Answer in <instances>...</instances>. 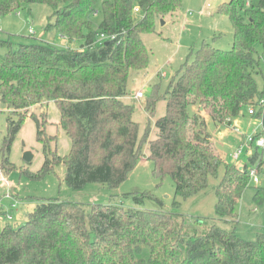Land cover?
Listing matches in <instances>:
<instances>
[{
    "label": "trees",
    "instance_id": "trees-1",
    "mask_svg": "<svg viewBox=\"0 0 264 264\" xmlns=\"http://www.w3.org/2000/svg\"><path fill=\"white\" fill-rule=\"evenodd\" d=\"M247 1L230 0L220 6L233 27L230 50L204 41L190 51L164 94L160 83L152 86L146 111L153 116L160 100L166 102V111L155 122L156 139L149 141V126L139 141L134 107L123 99L129 74L149 65L142 35L154 33L159 18L177 13L183 0H0V18L24 3L51 6L54 13L45 32H56L69 44L81 42L79 49L47 42L15 48L13 42L0 40V49L8 47L0 53V101L11 110L0 145L5 176L16 169L10 162L13 142L26 120L33 119L45 161L37 173L21 171L30 180H41L64 166V183L70 189L80 191L93 183L118 189L145 157L153 163L156 178H172L174 207L181 206L177 199L202 192L223 160L201 112L191 113L190 108L198 105L215 124L230 125L229 119L264 97L256 83L264 62V0L256 5L251 1L250 7ZM99 11L102 21L95 29L92 18ZM44 102L54 103L60 112L57 125L71 141L65 156L57 147L52 149L58 136L47 134L48 114H42V121L29 115L32 107ZM253 117L262 119L264 135V106ZM147 141L148 155L141 145ZM259 156L256 152L250 162L256 163ZM249 181L248 167L241 171L226 165L215 189L219 218L236 220L235 207ZM123 196L136 205L145 199L162 202L150 192ZM15 198L11 204L19 201ZM254 201L264 202L263 188L256 189ZM11 204L0 202V215L13 218ZM175 214L112 203L92 204L87 212L69 200L41 199L23 224L0 223V264H264V234L245 241L213 225L204 235L189 236L176 225ZM146 248L148 259L141 257Z\"/></svg>",
    "mask_w": 264,
    "mask_h": 264
},
{
    "label": "rangeland",
    "instance_id": "rangeland-1",
    "mask_svg": "<svg viewBox=\"0 0 264 264\" xmlns=\"http://www.w3.org/2000/svg\"><path fill=\"white\" fill-rule=\"evenodd\" d=\"M104 1V0H103ZM253 2L256 5L259 0H248L247 6ZM230 3V0H183L182 7L177 13L167 17H161L156 22L155 32L143 34L142 39L150 53V61L145 71L131 70L127 82V95L124 97L126 103L134 107L133 118L139 123V141H142L146 129L150 126L149 141L156 139L157 128L155 122L163 117L166 111V102H157L156 111L151 116L146 111V103L152 94V86L160 83L161 94L167 90L169 82L178 73L182 65L186 62L192 49L199 48L204 41L214 43L216 48L228 51L233 46V27L229 18L220 13V6ZM54 9L45 4H26L9 14L0 18V40L11 41L14 47L20 44H31L35 42H47L60 48L69 47V42L56 32H45L49 19L53 16ZM164 21V24L162 23ZM95 29H98L102 21L100 11L92 18ZM72 49H79L81 42L71 45ZM8 47L0 49L4 54ZM261 74L256 76V83L259 91L264 90V62L261 65ZM263 74V75H262ZM142 91L144 98L136 99V92ZM45 103V102H44ZM200 106H192L191 113L199 112ZM11 110L0 101V145L7 135V118ZM36 114L42 121V114H48V124L46 131L48 135L58 136V144L52 145L60 156H65L71 148L70 139L62 132L57 125L60 119V112L54 103L48 107H32L29 115ZM206 123L208 132L212 137V144L223 162L218 169L217 176H211L206 189L199 194L180 200L181 206L174 207L175 184L170 176L159 180L153 175V163L142 157L129 174L125 183L118 189H111L108 185L93 183L85 186L83 190L76 191L70 189L64 178L66 169L64 166L55 168L41 180H30L22 175V170L37 173L43 166L45 156L43 147L37 141V125L33 119H27L23 128L17 134L13 142L10 162L16 167L6 175L10 187H0V198L4 199V194L10 192L19 199L18 208L14 209L11 225L23 224L28 212H31L41 199H60L81 204L87 212L92 204H115L127 208L141 210H163L174 212L176 225L184 227V234L204 235L209 229L216 225L227 231H234L238 237L245 241H255L259 234H264V202L257 204L254 201L257 188L264 189V155L259 153L262 162L258 168L259 182L255 183L250 178L247 188L235 207L236 220L225 221L216 214L217 197L215 189L222 180L226 165H234L233 154L240 147L244 135H252L255 130L260 131L259 121L247 115L242 109L241 115L233 119L232 124H215L207 112L200 113ZM17 118L15 117V120ZM239 130L237 132L235 128ZM257 131V132H258ZM142 153L149 154V144L142 142ZM30 152L33 155L31 162H26L24 155ZM255 150L249 154L245 151L239 160L248 169L257 168L256 163H251L249 158ZM236 167V166H235ZM241 170V168L236 167ZM150 192L158 197L162 202L152 199H145L142 205H136L133 199L125 198L127 193ZM6 204V202H4ZM0 223H8L3 215H0ZM184 235V236H188ZM149 249L146 248L141 257L149 258Z\"/></svg>",
    "mask_w": 264,
    "mask_h": 264
},
{
    "label": "built area",
    "instance_id": "built-area-1",
    "mask_svg": "<svg viewBox=\"0 0 264 264\" xmlns=\"http://www.w3.org/2000/svg\"><path fill=\"white\" fill-rule=\"evenodd\" d=\"M103 38H104V36H103ZM135 98L136 99L144 98V93L142 91L137 92L135 95ZM263 106H264V97L261 99H257L254 105H251L250 107L246 108V113L248 116L253 117L257 113L258 109H261V107H263ZM257 120L259 121L258 125L260 127V131L255 130L256 133H254L252 135H244L240 147L233 154V161H235L234 166L241 168L242 171H244V169L247 167V165L246 164L244 165L239 160L241 159V157L245 151L247 152V154H249L251 151L255 150V153L256 152L262 153V155H264V135L261 134L263 123H262V119H257ZM228 121L232 123L233 119H229ZM235 130L237 132H239L237 127L235 128ZM254 154H252V155H254ZM257 162H258V164H257L256 169L255 168L248 169L250 178L255 183H258L260 181L259 180V173H258V168L260 166V163L262 162V158L260 156H259ZM0 187H7V188L10 187V183H9L7 177L5 176V174L3 173L1 167H0ZM5 198L13 199V195L10 192H8L5 194ZM11 205H12L11 206L12 208H16L18 205V201L15 200V202ZM6 218H7L6 220H8V221H12V219H13L12 216H10V215H7Z\"/></svg>",
    "mask_w": 264,
    "mask_h": 264
},
{
    "label": "crops",
    "instance_id": "crops-1",
    "mask_svg": "<svg viewBox=\"0 0 264 264\" xmlns=\"http://www.w3.org/2000/svg\"><path fill=\"white\" fill-rule=\"evenodd\" d=\"M65 39H66V38H65ZM66 40H67V39H66ZM74 44H75V43H72V44H69V45H70V47L72 48L71 45H74ZM75 49H76V48H75ZM136 93H137V92H136ZM123 99H124V98H123ZM50 105H51V104H50ZM50 105H49V106H50ZM49 106H48V107H49ZM199 111L202 112V109H200ZM58 123H59V119L57 120V124H58ZM62 132H63V130H62ZM63 133H64V132H63ZM64 134H65V133H64ZM12 195H13V194H12ZM4 197H5V194H4ZM13 197L15 198L14 195H13ZM15 199H17V198H15ZM11 201H12V199H11V200H10V199L8 200V199H6V198H4V199H1V198H0V202H1L2 204H4V202H6L5 205H7V204L10 205V204H11ZM8 205H7V206H8Z\"/></svg>",
    "mask_w": 264,
    "mask_h": 264
},
{
    "label": "water",
    "instance_id": "water-1",
    "mask_svg": "<svg viewBox=\"0 0 264 264\" xmlns=\"http://www.w3.org/2000/svg\"><path fill=\"white\" fill-rule=\"evenodd\" d=\"M162 23L164 24L163 20H162ZM24 159L26 162H31L33 159V155L30 152H26L24 155Z\"/></svg>",
    "mask_w": 264,
    "mask_h": 264
}]
</instances>
